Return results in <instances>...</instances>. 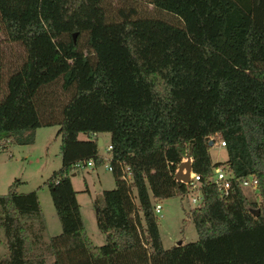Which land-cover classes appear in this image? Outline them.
<instances>
[{
    "label": "trees",
    "instance_id": "obj_1",
    "mask_svg": "<svg viewBox=\"0 0 264 264\" xmlns=\"http://www.w3.org/2000/svg\"><path fill=\"white\" fill-rule=\"evenodd\" d=\"M46 125L59 135L44 183L60 230L43 239L36 190L14 177L0 194V264H264V0H0V150ZM99 132L114 184L93 198L94 244L69 172L104 162ZM211 136L224 159L211 160ZM183 157L199 177L197 238L164 247L153 202L188 194L173 177ZM247 174L257 198L239 184Z\"/></svg>",
    "mask_w": 264,
    "mask_h": 264
},
{
    "label": "rangeland",
    "instance_id": "obj_2",
    "mask_svg": "<svg viewBox=\"0 0 264 264\" xmlns=\"http://www.w3.org/2000/svg\"><path fill=\"white\" fill-rule=\"evenodd\" d=\"M150 7V5H147ZM56 125L40 126L36 129L35 139L31 143H13L0 150V194L6 190L7 184L14 178L22 180L20 191L34 188L39 204L47 223L46 234H56L60 230V224L54 211L48 189L44 183L45 178L53 169L60 165L58 153L59 135H56ZM102 143L98 145V152L105 155V145L108 143L107 132H99ZM79 138L84 134L79 132ZM214 140L208 151L212 160H222L226 156L223 145H218L217 136H211ZM210 138V139H211ZM69 180L75 190L76 200L85 231L94 244L103 242V234L97 228L94 217L93 198L102 189L113 186V176L103 163L92 167L73 169L69 172ZM87 187V188H86ZM86 188V190H84ZM244 193L251 199L257 198L254 190L242 187ZM160 211L157 215V227L164 247L177 242L192 241L197 238L196 231L189 215V207L194 205L190 201L189 194L178 195L158 199ZM5 249L2 233L0 231V253Z\"/></svg>",
    "mask_w": 264,
    "mask_h": 264
},
{
    "label": "built area",
    "instance_id": "obj_3",
    "mask_svg": "<svg viewBox=\"0 0 264 264\" xmlns=\"http://www.w3.org/2000/svg\"><path fill=\"white\" fill-rule=\"evenodd\" d=\"M218 145H224L223 140L218 141ZM105 152L106 154H100L101 157L104 159L103 166L111 171V164L108 162V150L110 149V144L107 143L105 145ZM183 157L182 159H184ZM73 169H80L83 167H92L93 166V160L88 158L85 160L77 159L73 162ZM122 177H124L127 180L131 179L130 171L127 166H124ZM230 174L222 167L217 166L213 168V173L211 175V180L215 184V186L218 188V190L221 192L222 195H225L227 193L228 187H229V181H230ZM198 174L195 172L190 171L189 172V191L188 194L190 196V201L194 204L198 203L201 198V192L198 185ZM239 184L241 187H248L252 190L256 189L257 185V179L252 174H247L244 176L239 177ZM160 203L158 199H155L153 202V210L155 213H158L160 211Z\"/></svg>",
    "mask_w": 264,
    "mask_h": 264
},
{
    "label": "water",
    "instance_id": "obj_4",
    "mask_svg": "<svg viewBox=\"0 0 264 264\" xmlns=\"http://www.w3.org/2000/svg\"><path fill=\"white\" fill-rule=\"evenodd\" d=\"M75 33L72 32V36L74 37ZM209 144H211V142H208ZM96 144L99 145L101 144V137L97 136L96 137ZM191 171V162L189 157H185L184 159H181L175 168V171L173 173V177L176 180H180L183 182H187L189 179V172ZM179 243V242H177Z\"/></svg>",
    "mask_w": 264,
    "mask_h": 264
},
{
    "label": "crops",
    "instance_id": "obj_5",
    "mask_svg": "<svg viewBox=\"0 0 264 264\" xmlns=\"http://www.w3.org/2000/svg\"><path fill=\"white\" fill-rule=\"evenodd\" d=\"M38 128V127H37ZM36 128V129H37ZM36 129H35V131H34V139H35V135H36ZM109 140V139H108ZM101 143H102V139H101ZM7 147V146H6ZM225 158V157H224ZM212 160V159H211ZM214 161V160H213ZM22 181V180H21ZM20 185H18L17 186V190H19L20 191ZM87 188V187H86ZM86 188H84V190H86ZM30 189H34V188H30ZM30 189H28V190H30ZM75 196H76V194H75ZM76 198V197H75ZM78 203V202H77ZM43 214V213H42ZM43 218H44V216H43ZM44 223H45V227H44V230H43V232L47 229V223H46V221H45V219H44ZM87 233V232H86ZM42 235H43V233H42ZM47 235V237L46 238H44L43 237V239H47L48 238V236H50V234H46ZM88 235V234H87ZM90 238V237H89ZM91 239V238H90ZM92 241V240H91ZM93 242V241H92Z\"/></svg>",
    "mask_w": 264,
    "mask_h": 264
}]
</instances>
